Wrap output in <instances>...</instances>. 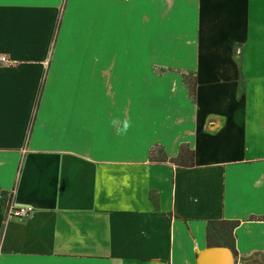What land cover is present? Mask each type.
<instances>
[{
	"label": "crops",
	"instance_id": "crops-1",
	"mask_svg": "<svg viewBox=\"0 0 264 264\" xmlns=\"http://www.w3.org/2000/svg\"><path fill=\"white\" fill-rule=\"evenodd\" d=\"M0 56V193L34 209L0 200V264H264V0H0Z\"/></svg>",
	"mask_w": 264,
	"mask_h": 264
},
{
	"label": "trees",
	"instance_id": "trees-1",
	"mask_svg": "<svg viewBox=\"0 0 264 264\" xmlns=\"http://www.w3.org/2000/svg\"><path fill=\"white\" fill-rule=\"evenodd\" d=\"M184 83L187 87L189 96L192 101L195 100V79L193 77H189L188 75L183 76ZM40 91V88H39ZM149 159L155 162L166 161L169 163H173L179 166H191L194 159V152L191 150L186 144H181L179 146V151L176 157L168 158L164 155L163 151L160 148H154L149 152ZM221 224H227L228 227L224 228L222 234L231 235L232 229L237 225V222H220ZM212 224V223H210ZM214 226V224H213Z\"/></svg>",
	"mask_w": 264,
	"mask_h": 264
},
{
	"label": "built area",
	"instance_id": "built-area-1",
	"mask_svg": "<svg viewBox=\"0 0 264 264\" xmlns=\"http://www.w3.org/2000/svg\"><path fill=\"white\" fill-rule=\"evenodd\" d=\"M0 61L5 62V56H0ZM0 200L3 202L6 216L23 218L34 212V209L31 206H16L13 202L11 192H8V194L5 195L0 193Z\"/></svg>",
	"mask_w": 264,
	"mask_h": 264
},
{
	"label": "water",
	"instance_id": "water-1",
	"mask_svg": "<svg viewBox=\"0 0 264 264\" xmlns=\"http://www.w3.org/2000/svg\"><path fill=\"white\" fill-rule=\"evenodd\" d=\"M221 250L223 251V250H228V249L226 247H222V246H213V247H208V248L204 249L203 251L199 252V254H198L197 264H211L212 257H213L212 255L221 253L220 252ZM200 257H201V259H200V263H199L198 259ZM231 260H232V264H233L232 254H231Z\"/></svg>",
	"mask_w": 264,
	"mask_h": 264
},
{
	"label": "bare ground",
	"instance_id": "bare-ground-1",
	"mask_svg": "<svg viewBox=\"0 0 264 264\" xmlns=\"http://www.w3.org/2000/svg\"><path fill=\"white\" fill-rule=\"evenodd\" d=\"M220 252L221 253L212 255L213 257H212L211 264H232L230 251L229 250H223V251L221 250ZM200 259H201V257L198 259L199 263H200Z\"/></svg>",
	"mask_w": 264,
	"mask_h": 264
},
{
	"label": "rangeland",
	"instance_id": "rangeland-1",
	"mask_svg": "<svg viewBox=\"0 0 264 264\" xmlns=\"http://www.w3.org/2000/svg\"><path fill=\"white\" fill-rule=\"evenodd\" d=\"M213 227H214V229H215L216 232H221L222 233V230L224 228L228 227V226L225 225V224H219V225L218 224H215Z\"/></svg>",
	"mask_w": 264,
	"mask_h": 264
}]
</instances>
